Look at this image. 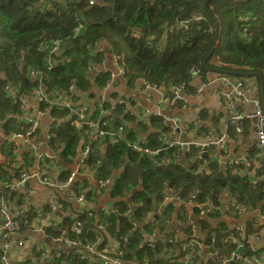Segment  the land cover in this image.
Returning <instances> with one entry per match:
<instances>
[{
	"label": "trees",
	"instance_id": "obj_1",
	"mask_svg": "<svg viewBox=\"0 0 264 264\" xmlns=\"http://www.w3.org/2000/svg\"><path fill=\"white\" fill-rule=\"evenodd\" d=\"M203 1L94 0L90 4L88 0H0L1 130L7 135L27 128L21 119L20 99L33 95V90L39 85L51 97L70 95L68 101L73 104L80 100L77 92L89 91L93 85L103 90L111 71L91 72L105 61V52L98 48L102 43L109 46L113 56L120 57L115 65L123 68V79L131 87L137 81L166 87L184 83L186 94L192 87L190 69L196 67L204 73L203 61L210 57L218 58L222 70L233 68L259 72L264 78V0H209L208 6L218 24V44L210 56L208 53L214 44V20L206 14ZM184 20H187L186 28L177 26ZM78 22L82 23V28L74 33ZM55 41L58 47L51 51ZM49 63L51 66L47 68ZM32 70L34 76L30 74ZM70 85L74 89L70 90ZM99 104L93 105L94 109L87 113V118L106 122L107 130L124 124L126 135L118 143H105L103 138L91 140L85 125L78 127L73 124L76 114L72 115L64 107L40 105L41 109L47 107L53 118L47 133L48 145L58 157L52 159L64 166L57 180H67L80 142L83 146L88 141V156L84 166L78 167L77 171L90 172L94 181L75 175L73 190L81 192L87 202L96 205V196L107 188L112 202L107 209L96 211L95 207L86 206L73 218L65 216L62 225L68 229L70 237H73L70 227L75 219H79L83 230L81 242L94 243L96 250H105L122 262L172 264L170 247L178 248L182 254L189 253L192 258L194 253L182 246L190 232L188 226L183 228L179 240L169 245L167 242L172 235L163 219L169 215L168 205H164L161 214L157 213L165 191L170 188L178 193L185 215L183 204L188 199L200 203L210 201L218 207L207 216L193 219L201 225L200 229L206 236L204 241L210 242L211 235H215L214 246L230 255L237 251V243H223L222 240L231 234L242 243L243 259L255 256L264 260V255H257L249 249V239L254 233L253 219L239 229L229 228L221 218L224 202L229 209L226 213L233 211L236 214L234 204H238L248 213L257 210L264 216V165L255 170L253 177H247L243 174V164H227L220 168L215 160L208 161L203 156L200 147H193L185 154L179 147H171L155 157L140 156L127 144V141L131 143L140 138L141 132L130 124L134 118L126 114L122 119H115L110 114V101L103 103L105 110L97 108ZM115 109L122 112L123 106L116 105ZM103 111L109 114L101 113ZM150 120L152 126L167 130L160 117ZM146 127V124H140L139 130L143 132ZM158 136L157 133H149L146 137L149 148L161 147ZM7 150L11 148L7 146ZM206 154H210L209 150ZM254 154L253 151L248 154V163L255 169L254 160L251 161ZM6 158L8 160L0 163V182L3 185L17 179L23 170L22 165L14 164L16 151H8ZM21 158L30 165L32 155L29 152ZM52 159L43 158L40 161L43 168L50 166ZM110 180L109 188L99 185L100 181L106 183ZM11 191L2 187L0 195L10 200ZM31 218L30 212L28 220ZM134 218L146 221V224L136 228ZM23 227L18 225V230ZM52 230L55 231L53 236L59 235L56 229ZM149 236L155 239L152 244L146 242ZM113 239L119 241L121 253L115 247L111 248ZM80 247L72 246L65 252L59 249L53 253L52 260L57 264H101L95 255L91 260L80 258L83 246ZM191 264H194V257ZM228 264L243 263L242 260H229Z\"/></svg>",
	"mask_w": 264,
	"mask_h": 264
},
{
	"label": "crops",
	"instance_id": "obj_2",
	"mask_svg": "<svg viewBox=\"0 0 264 264\" xmlns=\"http://www.w3.org/2000/svg\"><path fill=\"white\" fill-rule=\"evenodd\" d=\"M100 47L102 51L105 52V61L99 67L109 69L110 71L116 70V65L113 61L114 56L109 46L102 43ZM205 59L207 61V67L204 63L203 64L205 65L206 71L200 76L191 75L192 80L190 84L192 87L184 95V100L178 103L168 104L162 102V92L146 88L143 86V81H137L134 86L131 87L126 84L127 81L123 79V76L117 77L106 91L100 90L93 85L89 91H86L88 96L86 102L83 103L89 106L93 105L98 97L101 96L108 97L112 100L114 105H116L119 99L130 101L135 113L132 115L134 120L131 121L130 124L135 123L138 132H141L139 134V139L146 138L144 133H157L159 136H166L167 139L173 141L204 144L218 139L219 137H225V148L214 143L207 146L206 149L201 148L202 151L205 150L207 152L209 150L210 154H207L209 157L207 160H215L220 168H223L226 165L225 163L230 161L241 163L245 166L243 174L247 177H253L255 175L254 169L250 168L249 165L247 166L248 154L251 151L255 153L254 156L251 157V161L254 160L253 162L256 166L255 170L258 169L259 166L264 165V149L258 148L255 121L247 117L235 121L231 118L234 113L243 116L251 114L254 111V101H258L260 106L264 109V90L263 93H261L259 85V81L261 80L264 88V78L261 76L260 79L252 74L245 75L244 73L246 71L233 70V68L231 70H222L220 68L221 63L217 57H210L208 60L207 58ZM208 67L210 69H208ZM222 77H225V79H222ZM236 89L240 90L241 94L235 97L234 101H232L233 108L229 110L224 104L222 105L221 95L230 93ZM26 100L33 109L32 112L35 115L38 100L35 99L33 95L27 97ZM81 102L82 97L80 95L78 103ZM153 113L157 114V117H160L162 122L164 121L163 124L164 127L167 128V131L164 132L161 127L152 126L150 120L152 117H150L147 122H142L140 120L142 116L148 118V116ZM110 114L115 119H122L125 116L123 112H118L116 109H113ZM39 120L41 127V136L39 135V138L41 137L40 141L43 143H41L36 150L31 149L26 143L16 148L15 160L17 161L14 162V164L16 166L22 165L23 170L28 169L30 171H35L38 163L43 160V158L49 157L46 150L50 151V149L43 145L45 144L44 138L48 135V130L53 123V118L50 115H45L40 117ZM143 123L148 127L142 132L139 128L140 124ZM170 123L173 124L174 129L170 128ZM6 139L7 135H5L0 128V163L4 162L5 159L8 160V158H6L8 152V150L6 151ZM82 143L80 142L77 156H79ZM24 146L27 147L22 151ZM25 152H29V154L32 155L30 165L27 164L24 158H21ZM55 159H52L53 162L50 163V166L47 165L44 168V173L52 179H57L64 170L63 164H59ZM74 163L75 161L72 163V167L73 170L77 172V165L75 166ZM77 175L88 177L91 182L94 181L90 172L83 171L82 173H77ZM12 181H15V179L13 178L10 180L11 183ZM25 183L20 188L15 189V191L12 192L13 195H11L10 200H8L16 216L18 231L11 234V240L13 243H16L18 239L15 237H19V239L24 241L23 247H13L10 250L12 264H16L17 262L22 264H48V260L43 256V250L46 249L48 255L52 257L53 253L62 248L60 244L55 243V238L62 234L61 230L65 229L66 234L69 236L68 229L62 225V220L65 216L71 215L73 218L77 211H82L86 206L95 207L96 211L107 209L112 206V202L109 201L110 198L108 197L107 188L104 191H100L101 193H99L98 197L96 196V205H93V203L90 202H80L73 199L68 189L58 191L34 179L27 180ZM51 200L56 201L58 205L55 211H52L49 206V201ZM173 201L175 202L174 205H168V217L165 216L163 218L167 226V231L172 235L170 238L176 243L183 234V228L188 226L191 232L190 225H194L196 228L194 231L195 236L200 240H205L206 236L200 229L201 225L193 221L194 217H199L198 214L192 211L190 212V207L185 203L183 204V208L186 210L185 215L181 210L182 207H180L182 202ZM164 205L167 204L161 203L157 208L162 210ZM221 210L223 212L221 218L225 220L229 228L238 227L239 229H243L246 222L252 219L254 220V233L249 239V249L256 252L257 255H264V217L260 215L259 211L256 210L248 213L245 209L240 212L235 209L236 214H234L233 211L226 213L229 209L225 202ZM30 212L32 214L31 221L25 224L24 215L26 220L28 218L27 214ZM20 217L23 219L22 223L19 222ZM34 220H36V222H34ZM21 224L24 227L19 231L18 225ZM50 229L51 231H49ZM52 229H56L59 235L53 236L55 231ZM64 234L65 233H63V235ZM184 240H186V238ZM2 242L0 238V247ZM113 246L114 239L111 241V248H113ZM102 251L107 252L105 250ZM198 253L200 254L198 259L203 262L206 259L212 261L213 259H211V257L216 254L224 259L230 256L224 254L218 247L216 250H212L210 247H204L199 250ZM91 257L93 256H89L88 260H91ZM259 258L262 259L263 257ZM199 260H197L196 264Z\"/></svg>",
	"mask_w": 264,
	"mask_h": 264
},
{
	"label": "built area",
	"instance_id": "obj_3",
	"mask_svg": "<svg viewBox=\"0 0 264 264\" xmlns=\"http://www.w3.org/2000/svg\"><path fill=\"white\" fill-rule=\"evenodd\" d=\"M90 4L94 3V0H88ZM177 26L180 27H187V20L181 21L178 23ZM82 28V23L78 22L77 25L74 27V33H78V31ZM172 32V31H171ZM97 46V45H96ZM58 47V42L55 41L53 44V47L51 51H56ZM99 51H102V48L100 45H98ZM120 57L114 56L113 61L114 64H118ZM51 64H47V68H50ZM96 68V67H95ZM93 70V69H92ZM191 75H196L200 76L202 73L199 68L192 67L190 69ZM124 73L123 68H117L116 70H112L110 74V78L106 81L103 91H106L109 89L113 81L117 77H122ZM32 76H34L35 72L32 70L30 72ZM222 79H225V77H222ZM238 85V84H237ZM236 85V86H237ZM143 86L146 88H151V90L154 91H160L162 92V102L164 103H178L182 100H184V95H185V87L186 85L184 83H178L175 85H171L170 87L166 86H160L156 84H152L149 82H144ZM70 90L74 89L73 85H70ZM199 88V87H198ZM164 89V90H163ZM165 91V92H164ZM199 91V89H198ZM78 94L80 92H77ZM241 94L240 90L236 89L235 91H232L230 93H224L221 95V103L222 105L224 104L229 110L233 108L232 106V101H234L235 97L239 96ZM80 95V94H79ZM33 96L35 99L38 100L37 102V109H36V114H33V109L29 106V103L27 102V97L21 98V108L23 111V114L21 115V119L23 122L27 125V128L24 129V131H16V132H11L7 134V146L11 148V150H8L9 152H14L16 151V148L19 147L22 144H28L31 149L36 150L42 141H40L38 131L40 130V120L39 118L45 115H49V110L47 107L41 109V104H48L49 108L52 106H59V107H64L70 112L72 115L76 114L77 118L73 121V124L75 126H86L88 129V134L89 138L96 139V138H103L105 139V136H108L109 142L115 144L118 143L119 140L124 139L126 135V130H125V125L120 124L116 127V129L112 130H107L106 129V122H99L98 120L93 121L87 118V113L94 109L93 105L96 103H100L97 108L104 109L103 103L110 101L111 102V109H115L116 105H122L123 106V113L126 115H134V110L132 105L130 104V101H126L124 99H119L116 102V105L112 103V100H110L108 97L101 96L98 97L97 101L93 105H88L86 103H75L73 104L72 101H68V97L70 95H64L61 97V94H57L55 97H51L48 94L45 93L44 89L42 86H38L33 90ZM109 111V109H108ZM108 111H103L101 113H107ZM112 112V111H111ZM109 114V113H107ZM153 115V116H152ZM158 115L157 114H151L146 117H141L142 122H147L150 117L156 118ZM244 117L251 118L255 121V128H256V134L258 138V148L264 149V109L260 106L258 101H254V111L249 114L248 116H243V115H237L234 113L233 117L231 118L233 121L243 119ZM164 122V121H163ZM170 128L174 129V126L172 123H170ZM167 130H164V132ZM48 138L49 136L47 135L45 139V144L43 146L48 147ZM225 137H219L218 139H215L211 142L200 144L197 142H180V141H173L169 142L167 145L163 144L160 148L157 149H151L147 146V139L142 138L139 139L138 141L134 142H128V146L131 148V150L136 151L140 156H149V157H155L157 153L163 152L170 146H179L181 149L184 151H190L193 147H200L206 149L207 146L210 144L214 143L216 145L221 146L222 148H225L224 146V140ZM158 140L161 141L162 143H165L167 140L166 136H158ZM169 140V139H168ZM204 147H203V146ZM90 150V146L88 141L86 144L81 146L80 152H79V158L78 162L76 163L77 165V170L78 167H83L84 166V161L88 156ZM48 158H57L55 152L52 150L48 151ZM205 151V150H204ZM235 162H226L225 164H233ZM43 163H38L37 169L35 171H30L28 169L21 170L20 174L18 175V178L15 179V181L5 183L3 185L2 182H0V190L2 187H6L10 190L11 192H14L15 189L20 188L27 180L34 179L39 181L40 183H43L53 189H56L58 191H62L64 189L70 190V196L73 199H76L77 201L80 202H87L84 199V195L80 192L77 193L75 190H73L72 187V180L75 175H77L78 171L72 170L70 173L69 177L65 181H58L57 179H52L50 176L46 175L44 172L43 168ZM225 165V166H226ZM249 163H247V166ZM250 167V165H249ZM254 169V168H253ZM255 171V169H254ZM107 181L106 183L103 181L99 182L100 186H107ZM1 193V192H0ZM173 200L182 202L178 193L175 192V190L167 188L165 191V196L163 197V201L161 203H165L167 205H174L175 202ZM185 203L190 207V212H194L198 214V216H207L209 213L213 212L214 210H218V207L215 206L212 202H194L191 199H188ZM49 206L52 211H55L58 208V205L56 201L51 200L49 201ZM234 208L240 212L241 210H244V208L238 204H234ZM163 210V209H162ZM162 210H159L157 213L161 214ZM130 210H128V213ZM89 216H92V212L88 211L87 212ZM28 215V214H27ZM263 216V215H261ZM264 217V216H263ZM164 218V217H163ZM27 222H30L28 218L25 220V215H24V223L27 224ZM36 222V220H34ZM71 231L73 232V237H70L66 234V230L62 229L61 232L62 234L58 237H56V244H60L62 248H60L61 252H65L68 248L70 249L72 246L73 247H80L83 246V251L81 252L80 258L86 259L89 256L95 255L96 258L100 259L101 264H129L127 262H122L120 259L117 257H112L108 253L104 251H98L94 247V243H85L83 244L81 241V235H82V223L79 219H75L73 224L70 227ZM191 232L187 234L186 240L182 244V246L188 251L194 253V264H196L197 260H199V250H201L204 247H210L212 250H216L217 247L214 246L213 242L215 241V235H211L210 242L209 241H204L198 239L195 234V226L190 225ZM17 230V223L15 220V214L12 211L11 205L9 204L8 199L4 195H0V238L2 239V244L0 247V264H12V261L10 259V250L14 248H21L24 246V241L19 239V237H15L17 240L16 243H13L11 240V234L15 233ZM63 233H65L63 235ZM63 235V236H62ZM155 241V239L152 236H149L146 238V242L149 244H152ZM206 242V244H205ZM223 243H237V247H242V243H240L236 237L233 235L229 234L226 237L223 238L222 240ZM169 245L175 244L174 240L169 238L168 242ZM116 249L119 250L120 243L118 240L114 239V246ZM169 253L172 255L171 262L172 264H191V256L189 253L182 254L181 251L178 248H172L170 247L168 249ZM208 251V250H207ZM119 253H121V250H119ZM125 254L122 253V256ZM43 256L48 260V264H57L56 261L52 260V257L48 255V251L46 249L43 250ZM53 256V254H52ZM213 259L212 261H209L206 259L204 262L202 260H199L197 264H228L229 260H242L243 264H264V260L260 258H256L255 256L252 257H247V258H242V255L237 254L236 252H233L230 254V256H227L224 258L219 257L217 254L213 255L211 257ZM142 264H148L147 262H144Z\"/></svg>",
	"mask_w": 264,
	"mask_h": 264
},
{
	"label": "water",
	"instance_id": "obj_4",
	"mask_svg": "<svg viewBox=\"0 0 264 264\" xmlns=\"http://www.w3.org/2000/svg\"><path fill=\"white\" fill-rule=\"evenodd\" d=\"M208 3H209V0H204L203 1V7H204V10H205V12H206V14L209 16V17H212L213 18V20H214V44H213V46H212V48L210 49V51H209V53H208V56H210L211 55V53L214 51V49L217 47V44H218V24H217V21H216V19L213 17V14H212V11L210 10V8H209V6H208ZM203 63L206 65V67H207V61H206V59H204V61H203ZM101 69H103V67H96V68H94L93 70H92V73H96L97 71H99V70H101ZM208 69H210L209 67H208ZM245 75H248V74H252V75H255V76H257L258 78H260L261 79V74L259 73V72H245L244 73ZM259 85H260V90H261V93H263V90H264V88H263V84H262V81L260 80L259 81ZM80 95H81V97H82V102H86V100H87V93L86 92H81L80 93ZM49 96H51V95H49ZM133 126L135 127L136 126V124L135 123H133ZM104 141H105V143H108L109 142V138H108V136H105V139H104ZM25 147H27V146H24L23 148H22V151H24L26 148ZM162 152V151H161ZM203 156H205L207 159H209V157L207 156V154H206V151H203ZM57 157H58V155H56ZM78 158H79V156H77L76 157V160H75V166H76V163L78 162ZM129 163H127V165H128ZM126 165V166H127ZM73 168V167H72ZM73 170V169H72ZM111 183H112V180H110L108 183H107V187H110L111 186ZM25 185H26V183H25ZM224 210H225V208H224ZM120 217H122V215H120ZM22 217H20V219H19V222L20 223H22ZM134 222H135V225H136V228H141V227H143L145 224H146V221H138L137 219H135L134 218ZM236 253L237 254H241L242 253V248L240 247V248H238L237 249V251H236ZM16 264H22V263H16Z\"/></svg>",
	"mask_w": 264,
	"mask_h": 264
},
{
	"label": "rangeland",
	"instance_id": "obj_5",
	"mask_svg": "<svg viewBox=\"0 0 264 264\" xmlns=\"http://www.w3.org/2000/svg\"><path fill=\"white\" fill-rule=\"evenodd\" d=\"M144 134L146 135V137L149 135V133H144ZM157 140H158V139H157ZM158 142L160 143L161 146H163V144H166V145H167L169 142H171V140H168V139H167V140L165 141V143H162V142L159 141V140H158ZM171 147H179V146H176V145H174V146H170V147H168V149L171 148ZM179 148H180V147H179ZM180 149H181V148H180ZM181 150L183 151V154H185V153L188 152V151H184L183 149H181Z\"/></svg>",
	"mask_w": 264,
	"mask_h": 264
}]
</instances>
